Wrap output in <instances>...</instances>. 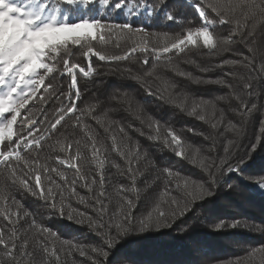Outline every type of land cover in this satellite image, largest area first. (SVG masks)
<instances>
[{
    "label": "snow or ice",
    "instance_id": "snow-or-ice-1",
    "mask_svg": "<svg viewBox=\"0 0 264 264\" xmlns=\"http://www.w3.org/2000/svg\"><path fill=\"white\" fill-rule=\"evenodd\" d=\"M185 2L192 5L194 17L178 16L179 4L170 6L169 0H0V189L15 190L8 203L17 209L15 213L5 210L3 220L6 226L0 227V245L10 258L4 264H23L26 257L30 264H47L53 257V264H67V260H61V249L50 247L59 237L49 227L38 226L35 219L28 223L26 234L33 230L39 233V236L33 235L31 247L27 235H18L16 225L20 219L29 216V212L24 209L22 200L16 198V193L42 200L43 207L52 216L75 219L77 223L87 221L89 229L101 238V244L86 249L80 244L67 242L65 256L78 251L81 257L87 255L91 264H106L110 254L107 249L114 247L123 236L133 231L170 227L187 215L196 202L214 195L221 178L230 172L239 173L251 153L264 141V101L258 104L254 99L264 96V90L260 87L257 90L264 81V48L257 43L256 36V24L264 28V0L241 5L221 0ZM236 7L241 10L242 20L231 14ZM91 8L99 9L95 18L90 14ZM161 12L162 22L176 23L179 32L148 28L145 23L133 19L143 15L147 23L160 22L157 13ZM73 13L82 14L83 18L70 22ZM117 14L125 19L116 21L110 18ZM120 41L125 44L122 48ZM198 43L201 44L199 56L218 57V62L202 63L197 58V51L188 47ZM110 44L121 48L122 54L107 51ZM73 46H79L89 60L95 56L104 63L95 69L89 64L87 70L79 63H70ZM238 46L246 51L241 52ZM224 53H231L235 58H228ZM162 57L166 61L161 64ZM189 67L194 71H189ZM240 67L245 70L243 73L235 71ZM217 69L223 72L221 78L206 80L199 75ZM80 74L87 80L78 79ZM58 75L69 76L66 87ZM108 75L131 81L143 97H152L161 106H174L200 121H204L205 116L200 115L196 107L191 111L186 107L188 96L182 81L197 85L215 84L227 89L223 95L215 97L212 106L214 109L220 106L219 116L226 124L224 131L231 136H224L221 140L222 133L212 136L198 133L193 128L187 129L188 133L200 135L208 141L206 147L197 149L204 154L197 168L201 174L198 178L182 176L179 171L149 163L153 160L150 150L143 149L136 140L138 151L134 159L137 165L133 166V159L126 160V172L122 174L135 181L138 158L143 152L144 170L157 172L146 188L162 181L165 195L164 200L154 199L140 215H137L139 197L129 198L126 186L120 188L123 198L109 208L105 192L97 194L92 190L91 186L97 181H88L74 163L81 144L75 137H81L85 146L91 145L93 156L97 152L96 142L102 136L105 140H112V151L121 158L127 156L117 145L116 135H108L111 130L102 125L101 115L112 119L113 128L118 130L121 142L125 144L132 143L134 136L152 141L154 137L146 133L145 125L155 127L157 136L161 131L159 119L150 114L136 94L126 87L115 89L105 97L91 91L98 77ZM161 81L168 84L167 96L161 90ZM41 88L43 94L38 95ZM181 94H184L183 100H173V96ZM30 102L32 105L27 108ZM33 110L40 115L35 116ZM257 116L258 124L254 122ZM217 127L213 124V128ZM252 128L255 131L249 137ZM46 134L48 139L64 135L73 140L67 149H72L74 144L76 152L57 159L58 165L76 169V177L71 181L57 167L40 165L39 150L44 146L41 141ZM183 136V130L178 132L169 124L158 151L170 148L176 157L187 160L191 148H185L190 142L185 139L182 143ZM34 152L37 154L33 155ZM115 167L121 166L116 164ZM52 173L61 178L63 185H70L68 197L64 192L69 189L57 184ZM80 179H84L83 186L93 192L91 197L77 192ZM44 180L54 185L58 193L52 186L45 187ZM254 182L264 189V177H258ZM100 183L103 184L102 176ZM71 196L77 198L76 203L83 205V210L73 207ZM239 224V221L227 225L220 222L215 229L235 228ZM253 228L264 231V226ZM186 230L187 227L181 229ZM44 234L55 239L50 242ZM257 257L260 264H264V244L251 248L227 264H252Z\"/></svg>",
    "mask_w": 264,
    "mask_h": 264
},
{
    "label": "trees",
    "instance_id": "trees-1",
    "mask_svg": "<svg viewBox=\"0 0 264 264\" xmlns=\"http://www.w3.org/2000/svg\"><path fill=\"white\" fill-rule=\"evenodd\" d=\"M221 2L231 5H241L244 3H252L253 0H221ZM255 2L259 3V0H255ZM177 3L179 4L178 16H182L185 19L195 16L192 5L186 4L185 0H169L170 6ZM192 3H195V0H192ZM98 11V8L90 9L92 18H95ZM240 11V8L236 7L235 11L231 14L242 20ZM162 12L157 13V16L161 17L160 22L153 20L152 23H147V18L143 15L134 17L133 19L135 22L145 23L148 28L179 32V26L176 23L171 21L167 23L162 22ZM81 18H83L82 14L73 13L69 20L70 22H76ZM110 18L116 21L125 19V17L120 14ZM256 36L257 43L260 47L264 48V28H261L259 23L256 24ZM120 43L121 48L125 46L123 41H120ZM128 43L130 44L131 42ZM93 44L97 48L100 47L96 42H93ZM238 47H240L241 52L246 51L243 47ZM121 48H117L114 44H110L107 51L112 54H122ZM199 49H196L197 58L200 59L202 63L215 64L218 62V57L199 56ZM72 53L73 55L70 58V63H79L81 67L87 70V58L82 54L83 50L79 46H73ZM223 55L228 58H235L231 53H224ZM214 59L217 60L215 61ZM89 61L94 69L104 63L99 61L95 56ZM165 61L166 58L162 57L159 63L162 64ZM188 70L194 71L190 67ZM235 71L242 73L245 70L240 67L236 68ZM213 72L215 76L212 75ZM199 75H202L206 80L217 79L222 77L223 72L217 69L216 71L208 73H199ZM58 79L61 80L63 86L66 87L70 78L68 75H58ZM78 79L87 80V78L82 77V74H80ZM182 83L184 84L185 93L188 96L186 107L189 111H191L193 107H196L197 112L205 116L204 121H200L197 117L188 116L177 110L174 106H161L159 101L154 100L152 97H143L142 92H140L137 86L131 81H121L117 77L111 75L97 78L96 86L91 89V91H96L98 95L105 97L115 89L126 87L129 92L136 94L137 99L144 104L150 114L156 119H159L161 127V131L157 136L155 127L148 128L147 125H145L146 133H151L154 137L152 141L144 137L134 136L132 143L125 144L121 142L118 130L113 128L112 119L101 115L102 125L111 130L108 135H116V143L120 150L127 153L125 158H121L116 152L111 150L110 145L112 144V140L110 138L105 140L102 136L99 141L96 142L97 152L96 155L93 156L91 145L85 146L84 140L81 137H75L76 139H80L81 144L79 155L74 163L76 167L80 169L82 176L88 181L92 179L97 181L96 184L91 186L92 190L97 194L100 191L105 192L107 200L109 201V208L123 198V193L120 192L121 186H126L128 188L129 198L139 197L137 215L145 213L154 199H165L164 184L162 181H157L152 184V187L146 188V184L154 179L157 172L144 170L146 165L143 160V152L140 153L138 158L139 170L135 172V181L130 179L128 175L122 174V172H126V160L133 159V166L136 167L137 165V161L134 159L138 151L136 140L139 141V145L143 149L150 150L153 160L149 161V163L154 162L161 168L168 167L173 171H179L182 176L198 178L201 175L198 173L197 168L204 154L198 152L197 149L201 146L206 147L208 141H205L200 135L188 133L187 129L193 128L198 133L217 136L216 132L217 130H222L223 122L215 119V109L212 106L215 96L212 95L224 88L215 84L197 85L188 84L186 81H182ZM160 87L162 91H165V95L167 96L170 91V89H168V84L161 81ZM259 87L264 90V81L257 86V90H259ZM188 90L190 92H187ZM208 93H212L210 97ZM40 94H43V88H41V92L38 93V95ZM216 95L219 96L223 94L219 92ZM263 98L264 96L259 98L254 97L255 102L258 104L261 103ZM183 99L184 94L173 96V100L177 102ZM58 104L59 102H57V105ZM31 105L32 102L29 103L27 108H30ZM44 107L47 106L45 105ZM27 108L24 111H26ZM33 111L35 116L40 115L38 111ZM254 119L258 124L259 120L256 118ZM217 122H219L217 124L218 127L213 128V124ZM169 124L178 132L183 130L184 136L182 137V143L185 139L190 142L185 144L186 149L191 148V155L187 160L176 157L170 148H167L163 152L158 151L159 145L165 139ZM137 126L139 125L137 124ZM15 131L16 127L14 126V133ZM41 142L44 146L39 150L40 165L57 167L59 171L65 173L68 181L76 177L75 168H69L67 165H58L57 163L58 158H64L76 152L74 144L72 149H67V145L73 143V140L64 135L48 139L46 134L45 137H42ZM262 143L263 142H260V145H258L259 147L257 146L258 148L251 153L246 163H249L251 159H258V157H260L259 149ZM62 149L66 150L62 151ZM36 154L35 152L33 153V155ZM22 155H24V153H22ZM116 164H119L121 167H115ZM253 164H251V166ZM51 175L57 184H61L69 189V191L64 192V195L68 197L70 195V185H63V181L56 173H52ZM247 175L248 172H243L241 169L239 173L230 172L224 175L216 187L214 195L196 202L187 215L181 219H177L170 227L160 228L158 230L149 229L143 232L133 231L123 236L114 247L107 249L110 254L107 257L106 264H227V261L233 260L238 256H243L251 248L264 244V231H256L253 228V226H264V191L259 190L256 184L247 178ZM263 175L264 174H260V176ZM101 176L103 177V184L100 183ZM84 182V179H80L76 185V190L82 196L91 197L93 192H89L88 189L83 186ZM44 186L54 187V185L49 184L47 180H44ZM14 191V189L7 187L0 189V227L6 226V221L3 220L5 210L13 213L17 212V209L10 206L8 203ZM58 191L59 190L54 187V192L58 193ZM16 198L22 200L24 209L29 212V216L20 219L16 227L19 228L18 235L21 237L27 235L30 247L32 245L33 235L39 236V233L33 230L32 233L26 234L25 229H27L28 223H30L32 219H35L38 226L44 225L57 233L59 240L55 241L54 244H50V247L54 246L61 249L60 255L62 261L67 260V264H91L87 259V255L81 257L78 251H73L71 255L65 256V252L68 249L67 242L80 244L86 249L101 244V238L89 229L87 221L84 223H77L75 219L70 220L66 217H60L59 215L52 216L49 210L43 207L42 200L27 194L16 193ZM76 199L75 196H71L73 207H78L83 210V205L77 204ZM67 203L68 201L66 200L65 204ZM236 221H239L240 224L235 228L225 227L221 230L215 229V225L220 222H224L227 225ZM184 227H187V230L181 231ZM9 232H11L10 228ZM44 235L47 236V234ZM47 238L50 242L55 239L51 236H47ZM9 259L10 258L5 255L3 246L0 245V264H4V262ZM54 260V257L51 258L47 261V264H53ZM23 264H30L29 258H24ZM252 264H260V258L257 257Z\"/></svg>",
    "mask_w": 264,
    "mask_h": 264
},
{
    "label": "rangeland",
    "instance_id": "rangeland-1",
    "mask_svg": "<svg viewBox=\"0 0 264 264\" xmlns=\"http://www.w3.org/2000/svg\"><path fill=\"white\" fill-rule=\"evenodd\" d=\"M189 48H192L193 50H196V49H199V48H201V44H197V45H191V46H189ZM87 58V57H86ZM215 61L217 60V59H214ZM90 64V61L88 60V58H87V67H88V65ZM77 72L79 71V69H77L76 70ZM243 73V72H242ZM212 75H214L215 76V74H214V72L212 73ZM223 76V75H222ZM205 85H210V84H205ZM227 91V89H222V90H220V91H217V93H219V92H222V94H224L225 92ZM187 92H190L189 90L187 91ZM217 93H213V95L212 96H218V95H216ZM211 94L212 93H208V96L210 97L211 96ZM214 97V98H215ZM262 101H264V98L262 99ZM261 101V102H262ZM219 105H217V108L215 109V119L217 120V121H221V119H220V116H219ZM257 120H259V117L257 116V117H255ZM254 122L256 123V121H255V119H254ZM219 122H217V123H215V124H218ZM225 127H226V124L223 122V124H222V130L221 131H218L217 130V134L218 133H222V135H220V139L222 140L223 139V137L224 136H231V133H229V132H225L224 131V129H225ZM13 131H14V128H13ZM255 131V128H252V129H250L249 130V137H251L252 136V133ZM245 143H247V140H245L244 141ZM263 143H262V145H261V147H260V149H259V153H260V157H258V159H251V160H249L250 162H249V167L247 168V169H245V170H243V172H248V175H247V178L248 179H250V180H252L253 182L256 180V178H258V177H264V175L263 176H260V174H264V141H262ZM259 145H260V143H259ZM259 147V146H258ZM257 147V148H258ZM256 148V149H257ZM254 163V164H253ZM247 164V163H246ZM251 164H253L252 166H251ZM251 166V167H250ZM255 183V182H254ZM256 184V186H257V188L259 189V190H262V191H264V189H262V188H260L259 187V185L257 184V183H255Z\"/></svg>",
    "mask_w": 264,
    "mask_h": 264
},
{
    "label": "water",
    "instance_id": "water-1",
    "mask_svg": "<svg viewBox=\"0 0 264 264\" xmlns=\"http://www.w3.org/2000/svg\"><path fill=\"white\" fill-rule=\"evenodd\" d=\"M249 165H250L249 163L244 164V165L241 167V171L247 169V168L249 167Z\"/></svg>",
    "mask_w": 264,
    "mask_h": 264
}]
</instances>
